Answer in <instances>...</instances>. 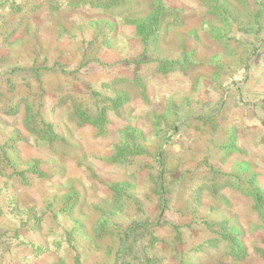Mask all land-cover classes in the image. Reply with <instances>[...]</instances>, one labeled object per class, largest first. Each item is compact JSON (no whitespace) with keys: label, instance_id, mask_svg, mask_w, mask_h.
<instances>
[{"label":"rangeland","instance_id":"1","mask_svg":"<svg viewBox=\"0 0 264 264\" xmlns=\"http://www.w3.org/2000/svg\"><path fill=\"white\" fill-rule=\"evenodd\" d=\"M0 264H264V0H0Z\"/></svg>","mask_w":264,"mask_h":264}]
</instances>
